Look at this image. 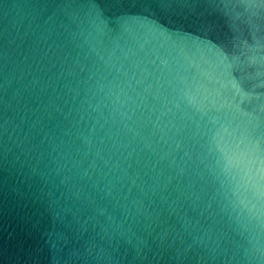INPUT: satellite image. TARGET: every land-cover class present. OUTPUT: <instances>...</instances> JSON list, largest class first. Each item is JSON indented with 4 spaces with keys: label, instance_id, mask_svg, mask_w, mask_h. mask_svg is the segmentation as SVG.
<instances>
[{
    "label": "water",
    "instance_id": "obj_1",
    "mask_svg": "<svg viewBox=\"0 0 264 264\" xmlns=\"http://www.w3.org/2000/svg\"><path fill=\"white\" fill-rule=\"evenodd\" d=\"M0 264H264V0H0Z\"/></svg>",
    "mask_w": 264,
    "mask_h": 264
}]
</instances>
